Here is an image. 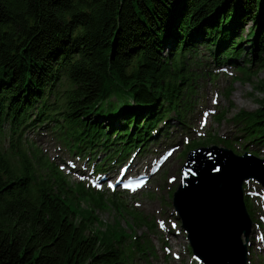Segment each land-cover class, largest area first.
I'll use <instances>...</instances> for the list:
<instances>
[{
    "label": "trees",
    "instance_id": "16d2710c",
    "mask_svg": "<svg viewBox=\"0 0 264 264\" xmlns=\"http://www.w3.org/2000/svg\"><path fill=\"white\" fill-rule=\"evenodd\" d=\"M200 45L218 67L236 68L234 83L264 95L254 82L264 68V0H0V264H133L152 251L134 228L153 230L152 219L71 182L23 134L54 120L75 153L141 149L169 133L173 113L184 124ZM260 103L231 118L246 142H264ZM109 200L133 218L132 232L100 218Z\"/></svg>",
    "mask_w": 264,
    "mask_h": 264
},
{
    "label": "rangeland",
    "instance_id": "374dc122",
    "mask_svg": "<svg viewBox=\"0 0 264 264\" xmlns=\"http://www.w3.org/2000/svg\"><path fill=\"white\" fill-rule=\"evenodd\" d=\"M250 25L251 22L243 28V36L249 32ZM196 55L200 57L198 63L191 62V68L198 73L194 79L196 91L193 96L192 94L189 96L192 97L188 101H193V103L183 116L185 125L178 123L176 114L173 113L175 124L170 125L168 134L158 133L155 140L142 141L141 149L137 150L133 147L127 153L131 157L139 156L142 161L153 157L149 165L143 164L139 170L126 175L130 177L145 173L150 176L147 184L140 189L126 191L118 187L113 190L110 185L104 186L106 182H102L101 185V182L96 181L99 177L111 175L114 169L115 172L124 170L126 164L120 162V154L113 151L119 147L115 144L106 153L101 149L93 153L87 150L75 153L61 140L59 131L53 132L56 124L54 120H47L44 124L37 121L27 127L23 134V139L31 143L28 148L38 149L48 163L62 170L71 182H82L94 190L98 189L107 199L117 196L119 199L116 201L117 205L121 204L124 209L140 213L142 216L149 217L147 221L152 219L156 223L157 226L153 230L145 226L140 227L138 223L134 225L138 237L149 241L152 251L144 256L145 258L137 257L133 264H204L194 257L187 238L188 234L182 228L181 221L177 220L172 201L173 193L180 184L181 169L187 159L184 151L189 143L200 141L201 146L217 144L226 146L237 154L249 151L259 157H264V142L262 141L263 144L246 142L239 127L231 120L240 110L253 111L260 107V101L264 98L262 91L256 89L252 82L234 83L236 68L231 65L218 67L214 56L204 46H199V52ZM254 82H259L264 87V68L259 69ZM65 85L64 82L61 90L65 89ZM64 99L62 98V101ZM55 100V96L51 95L50 103ZM38 110V108L34 109L30 118L35 119ZM162 127L164 128V125ZM40 133L44 137V142L36 143L34 137L39 136ZM247 143L250 144L248 149H245L244 146ZM169 150L172 151L170 157L154 170ZM54 153H57L60 158ZM106 157L108 159L104 161L102 172H97L95 170L97 165ZM80 163L85 164L88 176L79 172ZM245 195L254 221L249 241V264H264V242L260 248L253 245L255 236L264 240V186L255 180L246 181ZM113 201L115 200H109L105 203V208L99 210L100 218L105 223H114L120 219L123 226L132 232L133 218L128 214H121ZM83 204L87 206L86 202Z\"/></svg>",
    "mask_w": 264,
    "mask_h": 264
},
{
    "label": "water",
    "instance_id": "95a60500",
    "mask_svg": "<svg viewBox=\"0 0 264 264\" xmlns=\"http://www.w3.org/2000/svg\"><path fill=\"white\" fill-rule=\"evenodd\" d=\"M251 180L264 186V157L217 144L187 153L172 201L201 263L249 264L254 221L244 186Z\"/></svg>",
    "mask_w": 264,
    "mask_h": 264
},
{
    "label": "bare ground",
    "instance_id": "6f19581e",
    "mask_svg": "<svg viewBox=\"0 0 264 264\" xmlns=\"http://www.w3.org/2000/svg\"><path fill=\"white\" fill-rule=\"evenodd\" d=\"M32 129V128H31ZM42 133V132H41ZM39 134V136H35L34 137V139H35V142L36 143H43L44 142V137L42 136V134ZM58 158H60L59 157V155L57 154V153H54ZM152 160H153V157L152 158H149V159H145V160H140V157L138 156V157H131V156H129V154H127V153H125V154H123L122 156H121V158H119V161L120 162H123V163H125L126 164V166H125V173L124 174H128V173H131V172H133V171H135V170H139L140 168H142L143 167V164H146V165H149L151 162H152ZM121 167L123 166V165H120ZM78 169H79V172L81 173V174H83V175H86V176H88V173L86 172V166H85V164H79V167H78ZM113 173H118V174H120L121 172H115V169L114 170H112L111 171V174H113ZM233 225V224H232ZM255 238L256 239H253V245L255 246V247H257V248H260V247H262V244H263V242H264V240H261L260 238H258L257 236H255ZM261 244V245H260Z\"/></svg>",
    "mask_w": 264,
    "mask_h": 264
}]
</instances>
